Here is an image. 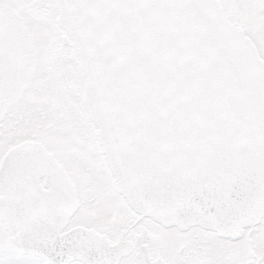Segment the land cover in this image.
I'll return each mask as SVG.
<instances>
[{"label": "snow or ice", "instance_id": "6c2138e0", "mask_svg": "<svg viewBox=\"0 0 264 264\" xmlns=\"http://www.w3.org/2000/svg\"><path fill=\"white\" fill-rule=\"evenodd\" d=\"M0 264H264V0H0Z\"/></svg>", "mask_w": 264, "mask_h": 264}]
</instances>
